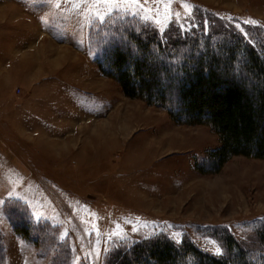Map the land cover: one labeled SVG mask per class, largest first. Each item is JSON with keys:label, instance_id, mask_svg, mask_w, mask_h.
<instances>
[{"label": "rangeland", "instance_id": "obj_1", "mask_svg": "<svg viewBox=\"0 0 264 264\" xmlns=\"http://www.w3.org/2000/svg\"><path fill=\"white\" fill-rule=\"evenodd\" d=\"M224 26L264 32V0H0V65L54 60L53 46L89 47L106 64L109 47L146 28L215 37ZM34 42L45 54L18 58ZM101 73L116 112L98 132L19 133L2 108L12 102L0 103V264H106L119 248L158 237L221 257L231 235L258 252L264 159L237 156L210 172L220 140L209 126L180 124ZM12 77L0 78V102L15 105L31 91Z\"/></svg>", "mask_w": 264, "mask_h": 264}, {"label": "trees", "instance_id": "obj_2", "mask_svg": "<svg viewBox=\"0 0 264 264\" xmlns=\"http://www.w3.org/2000/svg\"><path fill=\"white\" fill-rule=\"evenodd\" d=\"M211 31L215 37L202 30L160 34L146 28L128 34L127 44L109 47L106 64L98 62L126 97L164 108L180 124L209 126L220 147L209 154L208 171L217 173L233 157L264 159V32L242 35L226 26ZM257 236L260 252L244 249L230 235L221 257L190 241L177 245L158 237L119 248L106 264H264V230Z\"/></svg>", "mask_w": 264, "mask_h": 264}, {"label": "crops", "instance_id": "obj_3", "mask_svg": "<svg viewBox=\"0 0 264 264\" xmlns=\"http://www.w3.org/2000/svg\"><path fill=\"white\" fill-rule=\"evenodd\" d=\"M43 45L34 42L18 58H22L25 53L43 55ZM52 49V54L56 56L54 60L0 65V78H19L18 84L31 91L26 100L15 105V100L4 99L0 103L12 102V107L0 108H3L4 113L12 109L19 133L54 136L98 132L101 117L106 119L110 111L115 116L116 103L115 98H112L114 105L110 107V93L102 89L106 78L102 76L98 62L91 57L93 52L89 47L79 49L53 46ZM60 86H67V95L61 94ZM68 88L77 94L68 95ZM101 101L105 109L108 104V113L103 116L100 113ZM109 118L111 122L112 116Z\"/></svg>", "mask_w": 264, "mask_h": 264}]
</instances>
